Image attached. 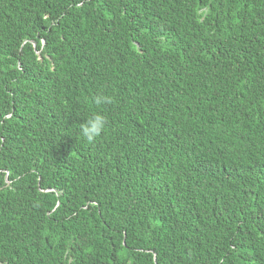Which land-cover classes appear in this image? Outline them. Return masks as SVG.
<instances>
[{"label":"trees","instance_id":"obj_1","mask_svg":"<svg viewBox=\"0 0 264 264\" xmlns=\"http://www.w3.org/2000/svg\"><path fill=\"white\" fill-rule=\"evenodd\" d=\"M0 264H264V0H0Z\"/></svg>","mask_w":264,"mask_h":264},{"label":"clouds","instance_id":"obj_2","mask_svg":"<svg viewBox=\"0 0 264 264\" xmlns=\"http://www.w3.org/2000/svg\"><path fill=\"white\" fill-rule=\"evenodd\" d=\"M110 99L104 96H98L96 99L97 104L110 103ZM106 119L100 114L93 115L82 126V135L88 140L92 141L98 137L105 129Z\"/></svg>","mask_w":264,"mask_h":264}]
</instances>
